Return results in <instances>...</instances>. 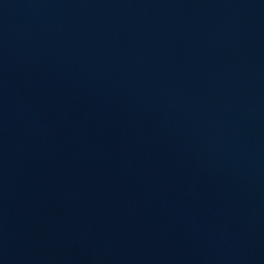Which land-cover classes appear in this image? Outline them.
Segmentation results:
<instances>
[{
  "label": "water",
  "instance_id": "95a60500",
  "mask_svg": "<svg viewBox=\"0 0 264 264\" xmlns=\"http://www.w3.org/2000/svg\"><path fill=\"white\" fill-rule=\"evenodd\" d=\"M0 264H264V0H0Z\"/></svg>",
  "mask_w": 264,
  "mask_h": 264
}]
</instances>
